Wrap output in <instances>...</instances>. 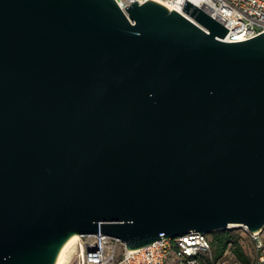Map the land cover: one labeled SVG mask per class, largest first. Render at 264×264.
Segmentation results:
<instances>
[{"label": "water", "instance_id": "obj_1", "mask_svg": "<svg viewBox=\"0 0 264 264\" xmlns=\"http://www.w3.org/2000/svg\"><path fill=\"white\" fill-rule=\"evenodd\" d=\"M228 31L187 0H0V264L262 232L264 35Z\"/></svg>", "mask_w": 264, "mask_h": 264}, {"label": "built area", "instance_id": "obj_2", "mask_svg": "<svg viewBox=\"0 0 264 264\" xmlns=\"http://www.w3.org/2000/svg\"><path fill=\"white\" fill-rule=\"evenodd\" d=\"M148 0H116L121 10L132 3ZM184 6L185 0H152ZM221 23L228 33L223 41L232 43L264 35V0H187ZM258 262L264 264V242L260 233H250ZM67 264H201L202 255L212 256L208 235L190 232L173 239H162L138 250H128L118 239L96 234L79 236L72 245Z\"/></svg>", "mask_w": 264, "mask_h": 264}, {"label": "trees", "instance_id": "obj_3", "mask_svg": "<svg viewBox=\"0 0 264 264\" xmlns=\"http://www.w3.org/2000/svg\"><path fill=\"white\" fill-rule=\"evenodd\" d=\"M240 230L225 229L211 233V238L209 236L208 238L212 247V256L202 255L200 263L218 264L220 259L229 252L237 264H261L258 262V255L250 234L242 228Z\"/></svg>", "mask_w": 264, "mask_h": 264}, {"label": "bare ground", "instance_id": "obj_4", "mask_svg": "<svg viewBox=\"0 0 264 264\" xmlns=\"http://www.w3.org/2000/svg\"><path fill=\"white\" fill-rule=\"evenodd\" d=\"M161 5H163L164 7H166L168 10L172 11H178V12H182L183 7L182 6H178L176 4H164L160 1H155ZM79 236H73L71 237L67 242H65V244L62 246V248L59 251V254L57 256V259L55 261V264H66L68 261H66L67 259V253L68 251H70L69 249L72 247V245L78 240Z\"/></svg>", "mask_w": 264, "mask_h": 264}, {"label": "rangeland", "instance_id": "obj_5", "mask_svg": "<svg viewBox=\"0 0 264 264\" xmlns=\"http://www.w3.org/2000/svg\"><path fill=\"white\" fill-rule=\"evenodd\" d=\"M229 229H233V230H235V231H241V230H240L241 228H238V227H231V228H229ZM243 230H244V229H243ZM211 235H212V234H209V235H208L209 238H211ZM260 235H261L262 240L264 241V228H263L262 232L260 233ZM72 249H73L72 247L69 249L70 251H68V253H67V259H66V261H69L70 257L72 256ZM66 264H67V263H66ZM166 264H172V263L168 260V262H167ZM218 264H237V262H236L235 258L233 257V255L230 254L229 252H227V253H226V254L220 259V261H219Z\"/></svg>", "mask_w": 264, "mask_h": 264}]
</instances>
